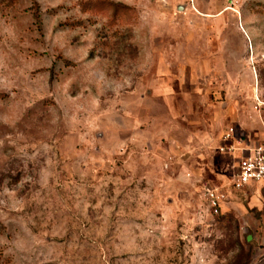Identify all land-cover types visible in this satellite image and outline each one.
<instances>
[{"label": "rangeland", "instance_id": "obj_1", "mask_svg": "<svg viewBox=\"0 0 264 264\" xmlns=\"http://www.w3.org/2000/svg\"><path fill=\"white\" fill-rule=\"evenodd\" d=\"M262 141L264 0H0V264H264Z\"/></svg>", "mask_w": 264, "mask_h": 264}, {"label": "built area", "instance_id": "obj_2", "mask_svg": "<svg viewBox=\"0 0 264 264\" xmlns=\"http://www.w3.org/2000/svg\"><path fill=\"white\" fill-rule=\"evenodd\" d=\"M235 127L229 126L224 136L226 139L234 135ZM234 149V145L222 146V150L228 148ZM247 153L241 155L237 163V172L234 177V185L238 188L247 185L258 187L261 193L264 194V141L252 147H247ZM206 196L210 206L215 212H220L222 209V201L224 194L216 187H207Z\"/></svg>", "mask_w": 264, "mask_h": 264}, {"label": "trees", "instance_id": "obj_3", "mask_svg": "<svg viewBox=\"0 0 264 264\" xmlns=\"http://www.w3.org/2000/svg\"><path fill=\"white\" fill-rule=\"evenodd\" d=\"M262 195H264L263 193H261Z\"/></svg>", "mask_w": 264, "mask_h": 264}]
</instances>
